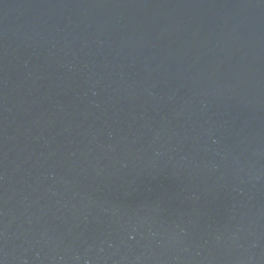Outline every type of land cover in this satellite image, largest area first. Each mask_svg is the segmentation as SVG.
Masks as SVG:
<instances>
[{
    "label": "water",
    "instance_id": "obj_1",
    "mask_svg": "<svg viewBox=\"0 0 264 264\" xmlns=\"http://www.w3.org/2000/svg\"><path fill=\"white\" fill-rule=\"evenodd\" d=\"M0 264H264V0H0Z\"/></svg>",
    "mask_w": 264,
    "mask_h": 264
}]
</instances>
